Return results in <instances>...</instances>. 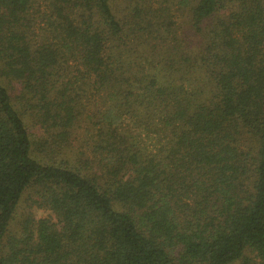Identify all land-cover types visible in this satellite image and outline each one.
Returning a JSON list of instances; mask_svg holds the SVG:
<instances>
[{
	"label": "trees",
	"instance_id": "16d2710c",
	"mask_svg": "<svg viewBox=\"0 0 264 264\" xmlns=\"http://www.w3.org/2000/svg\"><path fill=\"white\" fill-rule=\"evenodd\" d=\"M0 264H264V0H0Z\"/></svg>",
	"mask_w": 264,
	"mask_h": 264
},
{
	"label": "rangeland",
	"instance_id": "374dc122",
	"mask_svg": "<svg viewBox=\"0 0 264 264\" xmlns=\"http://www.w3.org/2000/svg\"><path fill=\"white\" fill-rule=\"evenodd\" d=\"M40 7L43 10L42 2L40 3ZM38 199H39L38 194H36V192L33 190H30L26 194L22 202L21 208L19 210V213L16 216L17 220L12 225V230L15 233L20 232L21 230L20 222L23 219V217L27 215L28 212L32 213L36 220L46 219V218H49L54 221L56 220L55 215L51 211L47 209H39L38 207L35 206V204H33L34 202L33 200H38Z\"/></svg>",
	"mask_w": 264,
	"mask_h": 264
}]
</instances>
